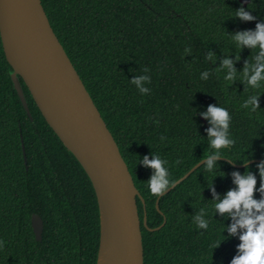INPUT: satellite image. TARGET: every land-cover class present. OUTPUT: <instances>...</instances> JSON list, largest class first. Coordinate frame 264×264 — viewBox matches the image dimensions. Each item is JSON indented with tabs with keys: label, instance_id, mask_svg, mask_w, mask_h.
Returning <instances> with one entry per match:
<instances>
[{
	"label": "trees",
	"instance_id": "1",
	"mask_svg": "<svg viewBox=\"0 0 264 264\" xmlns=\"http://www.w3.org/2000/svg\"><path fill=\"white\" fill-rule=\"evenodd\" d=\"M42 3L143 196L138 205L144 263L230 264L240 240L238 234L222 235L224 225L233 222L231 217L214 216L213 194L207 186L214 173L205 171L202 163L160 197L158 209L159 195L149 191L147 182L153 169L140 160L160 155L168 161L170 179L177 181L212 151L206 133L209 123L199 112L219 104L230 113L235 143L222 150L226 156L218 163L226 175L214 178L215 190L222 197L235 187L231 173H244L249 165L259 187L255 165L264 160V87L250 89L241 78L255 50L238 51L229 37L264 22V0H251L247 6L239 0ZM241 5L250 8L256 19L233 17ZM210 51L215 62L205 59ZM225 56L234 60L237 70L231 83L218 70ZM145 69L151 77L146 94L130 81ZM204 70L210 73L207 80L200 77ZM11 71L0 35V264H97L100 212L92 181L21 79L33 120L29 117ZM253 92L261 94L256 112L241 107ZM246 156L256 160L234 165L244 164ZM262 195L255 193L257 198ZM201 208L210 221L207 230L193 220ZM33 213L44 220L42 240L36 238ZM165 216L159 229L148 228L161 225Z\"/></svg>",
	"mask_w": 264,
	"mask_h": 264
},
{
	"label": "water",
	"instance_id": "2",
	"mask_svg": "<svg viewBox=\"0 0 264 264\" xmlns=\"http://www.w3.org/2000/svg\"><path fill=\"white\" fill-rule=\"evenodd\" d=\"M239 1L244 6L251 2ZM0 35L12 67L14 88L29 117L33 120L21 79L49 125L92 181L100 212L97 264L104 241L113 252L108 264H145L138 205V198L143 199V196L118 142L51 25L42 0H0ZM24 155L28 164L25 148ZM202 163L201 160L195 164L159 195L158 209L160 197ZM165 222L166 216L161 225L148 228L159 229ZM144 224L147 226L146 213ZM32 225L36 238L42 240L44 220L40 214H32Z\"/></svg>",
	"mask_w": 264,
	"mask_h": 264
},
{
	"label": "clouds",
	"instance_id": "3",
	"mask_svg": "<svg viewBox=\"0 0 264 264\" xmlns=\"http://www.w3.org/2000/svg\"><path fill=\"white\" fill-rule=\"evenodd\" d=\"M231 15L240 21H253L256 19L250 8H245L243 5L235 9ZM229 38L236 45L238 51L245 47L255 50L252 63L245 64L241 78L250 89L264 87V22H257L254 30L236 31ZM190 50L189 48L186 49V51ZM205 59L215 62L216 55L210 51ZM235 59L239 60L240 56L237 54ZM218 70L223 73V79L230 83L237 77L235 63L230 56H225ZM147 71L145 69L144 74L136 75L130 80L139 92L145 94L150 91L146 85L151 80ZM209 75L208 70L200 73L203 80H207ZM260 95L255 92L248 95L241 107L250 112H256L260 108ZM199 115L209 123L206 133L209 148L212 151L201 160L205 171L214 173L211 180H208L207 185L213 194L214 216L219 213L231 217L233 222L230 225H224L222 235L225 231L229 235L238 234L240 240L237 245V254L231 259L230 264H264V195L260 198L255 196L256 192L264 194V160H260L255 165L261 180L259 187H257V174L252 172L249 165L251 157L246 156V161H241L249 166L246 167L244 173L238 170L231 173L235 187L229 189L221 197L216 192L213 181L217 175H226L220 170L218 161L220 157L226 156L222 154V150L231 147L235 143L230 135L231 116L228 109L219 104L208 105L206 111L199 112ZM160 139L163 141L165 137L161 136ZM140 162L144 166L153 169L147 180L149 191L154 195L166 192L173 184L167 166L168 161L153 153L151 158L148 155L143 156ZM193 220L199 229L207 230L209 228L210 221L203 208L193 216ZM225 239L220 240L215 247L219 246Z\"/></svg>",
	"mask_w": 264,
	"mask_h": 264
},
{
	"label": "bare ground",
	"instance_id": "4",
	"mask_svg": "<svg viewBox=\"0 0 264 264\" xmlns=\"http://www.w3.org/2000/svg\"><path fill=\"white\" fill-rule=\"evenodd\" d=\"M44 6V5H43ZM52 25V24H51ZM105 219V218H104ZM104 221V220H103ZM106 221V220H105ZM104 221V222H105ZM112 250L109 249L107 241H104L103 247L101 249V255H100V260L99 264H108L109 260L108 257L110 254H112Z\"/></svg>",
	"mask_w": 264,
	"mask_h": 264
},
{
	"label": "rangeland",
	"instance_id": "5",
	"mask_svg": "<svg viewBox=\"0 0 264 264\" xmlns=\"http://www.w3.org/2000/svg\"><path fill=\"white\" fill-rule=\"evenodd\" d=\"M140 213V212H139Z\"/></svg>",
	"mask_w": 264,
	"mask_h": 264
}]
</instances>
